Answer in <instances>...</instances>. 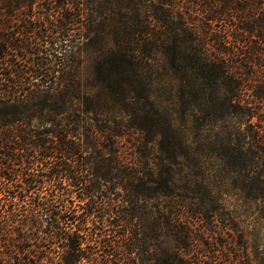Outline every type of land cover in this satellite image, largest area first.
Returning a JSON list of instances; mask_svg holds the SVG:
<instances>
[{
	"label": "trees",
	"instance_id": "1",
	"mask_svg": "<svg viewBox=\"0 0 264 264\" xmlns=\"http://www.w3.org/2000/svg\"><path fill=\"white\" fill-rule=\"evenodd\" d=\"M98 1L0 0V177L36 153L47 170L0 185V264H198V202L264 200V0L198 3L241 12L217 52L184 0L135 2L110 31ZM80 45L97 50L85 81Z\"/></svg>",
	"mask_w": 264,
	"mask_h": 264
},
{
	"label": "rangeland",
	"instance_id": "2",
	"mask_svg": "<svg viewBox=\"0 0 264 264\" xmlns=\"http://www.w3.org/2000/svg\"><path fill=\"white\" fill-rule=\"evenodd\" d=\"M204 1L206 2V0H184V13H186L187 19L193 28L195 26L205 27V31H208L205 33H207L211 51L217 52L220 44H222L219 43L221 37L226 36L228 40L234 39L235 25L240 24L242 21L240 18L241 12L236 9H230L222 15L218 13L219 7H215L218 8L217 12L214 13L213 10H209L205 13L203 12L204 9L198 6L199 2L204 3ZM135 2L142 8L144 14L148 11L152 13L157 9V3L153 0H99L96 7L98 21L104 23L105 27L107 26L106 31H110L112 25L118 26L122 22L123 13L134 9ZM37 8L38 6L35 5L34 9ZM259 15L260 17L256 18L257 21L264 16V11H260ZM157 21L159 22V20ZM96 55L97 50L92 47L85 49L80 45L75 50L74 64L77 66V71L82 80L85 81L93 72V61ZM215 55L217 54L215 53ZM78 62H81L80 65H78ZM65 123L62 124L64 125ZM27 126V128L31 129L38 128L40 122L34 121ZM36 154V158L30 160L32 163H29V161L21 162L20 166H15L17 171L11 172V174L8 173L5 178L0 177V185L25 184L27 177H30L29 175L38 176L46 173V166L44 167L39 162L38 159L40 157L38 153ZM8 163H10V160L7 157H0V175L3 167ZM42 178L39 177L36 180L45 184L54 182L47 180L45 177ZM58 180L63 182V179ZM64 182L67 183V180ZM115 193L121 194L122 197L126 195V192L121 187L116 188ZM117 194L114 195L116 198H118ZM196 206L205 207L208 210L206 211L208 212L207 215L205 217L201 215V217L197 215L188 216L187 214L184 218H186V226L196 230L199 235L200 242L196 244L197 249L194 253L198 254L202 264H211V261L215 260L214 257L216 255L218 261L222 263L227 251H231L230 254L236 258L237 264H264V200L243 197L229 191L216 195L213 199L204 198ZM145 207L150 216L156 217V208L153 203ZM153 212L154 214H152ZM148 230L150 233L152 231L151 227ZM173 246L174 242L170 238L167 241V247L173 248ZM154 247L151 246L150 250L153 251ZM57 250H60V248ZM199 260H197L198 264H200ZM137 264L147 263H142L141 259H138Z\"/></svg>",
	"mask_w": 264,
	"mask_h": 264
}]
</instances>
